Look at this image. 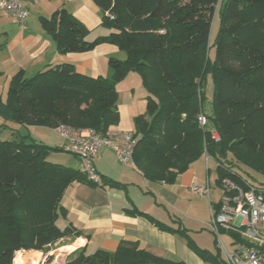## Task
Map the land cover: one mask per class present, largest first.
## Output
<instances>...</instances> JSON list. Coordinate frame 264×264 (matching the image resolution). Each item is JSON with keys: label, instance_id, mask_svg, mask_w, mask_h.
<instances>
[{"label": "trees", "instance_id": "16d2710c", "mask_svg": "<svg viewBox=\"0 0 264 264\" xmlns=\"http://www.w3.org/2000/svg\"><path fill=\"white\" fill-rule=\"evenodd\" d=\"M94 1L103 12L101 24L112 30L108 36L86 41L87 29L64 9L42 19L45 31L62 54L107 42L123 50L124 59L109 57V77L80 74L68 62L30 77L20 70L10 79L5 99L0 96V118L24 127L64 124L103 133L118 123L116 83L136 72L146 110L134 118L133 164L144 178L172 183L207 155L216 165L217 186L229 178L264 193L263 182L245 177L254 180L249 170L264 174V0ZM198 115L206 118L204 124ZM59 151L29 135L0 139V264H13L20 249H41L72 235L71 228L60 229L56 223L65 217L60 205L65 189L72 182L99 185L78 168L47 160ZM100 181L99 186L120 185L101 176ZM160 226L184 236L203 261L225 264L216 240L210 252L198 247L185 229ZM67 258L65 264H184L154 257L129 241L113 252L90 254L85 246L78 247Z\"/></svg>", "mask_w": 264, "mask_h": 264}, {"label": "crops", "instance_id": "0c3cea01", "mask_svg": "<svg viewBox=\"0 0 264 264\" xmlns=\"http://www.w3.org/2000/svg\"><path fill=\"white\" fill-rule=\"evenodd\" d=\"M22 5L27 10L22 24L0 10V96L3 100L10 79L20 70L30 77L47 67L68 62L80 74L111 75L109 57L122 54L116 45L101 42L91 49L62 54L42 25L43 18L49 20L57 10L64 9L87 29L86 41L106 37L112 30L101 24L103 12L94 0H24ZM116 90L119 118L110 128L134 132V118L146 110L140 76L129 72L116 83ZM31 128L38 135L50 130L42 126L31 125ZM47 160L78 168L77 158L68 153L52 152ZM210 161L207 155L200 157L168 184L147 180L133 161L121 164L113 151L101 149L94 159L96 172L120 185L72 182L65 189L60 201L65 217L56 223L60 229L71 228L73 234L63 248L71 247L67 251H72L85 246L90 254L98 249L113 252L122 241H129L137 242L138 248L150 255L172 263L210 264L188 247L184 236L160 226L163 223L174 229L183 228L198 247L213 252L215 237L208 228L209 208L217 201L220 190L216 185L215 162L211 170ZM192 184L209 185V196L192 192ZM75 231L80 234L75 235Z\"/></svg>", "mask_w": 264, "mask_h": 264}, {"label": "built area", "instance_id": "2783aa9c", "mask_svg": "<svg viewBox=\"0 0 264 264\" xmlns=\"http://www.w3.org/2000/svg\"><path fill=\"white\" fill-rule=\"evenodd\" d=\"M24 0H0V10L19 24L26 18ZM200 124L205 118L198 115ZM64 139L62 151L76 157L79 171L94 183L101 184L94 167L98 152L110 149L121 164L133 161L137 137L130 131L109 128L96 132L91 128L75 129L59 124L53 128ZM217 201L210 204L208 228L217 242L225 264H264V193L262 189L222 178ZM190 190L209 196L210 186L192 184Z\"/></svg>", "mask_w": 264, "mask_h": 264}, {"label": "rangeland", "instance_id": "374dc122", "mask_svg": "<svg viewBox=\"0 0 264 264\" xmlns=\"http://www.w3.org/2000/svg\"><path fill=\"white\" fill-rule=\"evenodd\" d=\"M217 29H218V19L216 18V22L213 24V27L211 30V40L212 41H211L210 50H209V56L211 58H213L215 55V47L213 46V43L215 41ZM121 51H122V54L120 56L122 58L120 56H114V58L123 59V56L125 57V53L123 52V50H121ZM102 75L107 77L105 74H102ZM108 77H109V75H108ZM205 94H206V98L210 101L212 98V82H211L210 78H208V80H207V84L205 87ZM205 112L206 113L209 112V107H206ZM32 126H42V127L50 128L46 125H32ZM25 135H29L31 138L35 139L36 141L41 142V143L46 144V145H49L51 147H55V148L56 147H58V148L62 147L63 143L65 142L64 139L61 136H59L53 128H50V130L45 132V134L38 135L37 133H35L32 130L31 125L28 126V128H26V127L19 125L13 121L3 120L0 118V139L1 140H4V139L10 140V139H14L15 137L19 138L20 136H25ZM57 145H60V147ZM59 152H63V151H59ZM261 162H262V159L258 158L257 164H260ZM72 164L74 165L73 167L76 166V164H74V162H72ZM213 165H214V162L212 160V161H210L211 170L214 169ZM249 171L254 176V180H253L252 177H247V175H245V177L249 181H251L255 184H259V182L264 183V174H262V173L259 174V173H256L255 171H252V170H249ZM69 237H70V235L66 236L64 238H61V239L57 240L56 242L47 244L46 246H44L41 249H36V248H32L29 250L20 249V250L15 252L13 264H24L21 261V257H19V254L22 255V258L24 259L25 264H30L29 263L30 259H33V258H35V260H36L35 264H65L69 260L67 258V255L70 251H67V250L70 249L71 247L66 249V248H63V245H64V242H66ZM215 249L216 248L214 247V250Z\"/></svg>", "mask_w": 264, "mask_h": 264}, {"label": "bare ground", "instance_id": "6f19581e", "mask_svg": "<svg viewBox=\"0 0 264 264\" xmlns=\"http://www.w3.org/2000/svg\"><path fill=\"white\" fill-rule=\"evenodd\" d=\"M19 257H21V261L25 264V261H24V259L22 258V255H21V254H19ZM29 263H30V264H35V263H36L35 258L30 259V262H29Z\"/></svg>", "mask_w": 264, "mask_h": 264}]
</instances>
